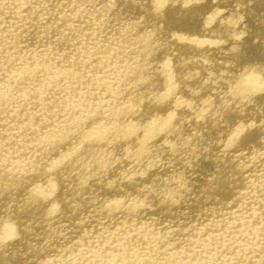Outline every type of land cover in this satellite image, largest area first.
<instances>
[{
    "label": "bare ground",
    "instance_id": "6f19581e",
    "mask_svg": "<svg viewBox=\"0 0 264 264\" xmlns=\"http://www.w3.org/2000/svg\"><path fill=\"white\" fill-rule=\"evenodd\" d=\"M0 264H264V0H0Z\"/></svg>",
    "mask_w": 264,
    "mask_h": 264
}]
</instances>
